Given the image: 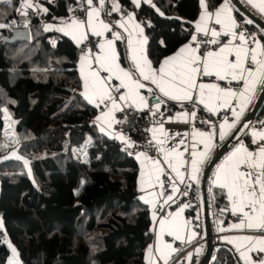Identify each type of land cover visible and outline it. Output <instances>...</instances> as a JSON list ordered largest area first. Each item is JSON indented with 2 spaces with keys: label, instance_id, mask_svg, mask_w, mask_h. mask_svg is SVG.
I'll return each instance as SVG.
<instances>
[{
  "label": "trees",
  "instance_id": "16d2710c",
  "mask_svg": "<svg viewBox=\"0 0 264 264\" xmlns=\"http://www.w3.org/2000/svg\"><path fill=\"white\" fill-rule=\"evenodd\" d=\"M74 1L32 0L38 7L22 9L23 0H0V24L7 25L0 28V110L8 108L18 121L19 151L34 175L20 159L0 161V264L10 256L6 239L23 264H148L152 219L139 197V162L95 123L98 109L82 95L79 45L64 32L45 30L46 23L67 19ZM115 2L146 19L154 66L190 40L202 11L199 0H153L155 7L143 1L139 8L131 0ZM207 2L215 9L223 0ZM235 14L249 33L261 35L262 28L244 23L237 7ZM16 28H29L31 41L4 42ZM118 48L126 66L124 44ZM4 128L0 111V145L7 146ZM243 136L249 142L248 133ZM7 151L0 147V157ZM212 176L206 190L216 234L218 220L228 218L221 213L228 199ZM215 242L210 264H244L232 246Z\"/></svg>",
  "mask_w": 264,
  "mask_h": 264
},
{
  "label": "snow or ice",
  "instance_id": "6c2138e0",
  "mask_svg": "<svg viewBox=\"0 0 264 264\" xmlns=\"http://www.w3.org/2000/svg\"><path fill=\"white\" fill-rule=\"evenodd\" d=\"M10 2V0H8ZM105 0H99L101 7ZM131 2L139 8L141 0H131ZM145 3L155 7L152 0H144ZM202 8L205 9L201 13L200 19L196 21V31L204 32L207 34L208 28L205 23L206 16L211 14L207 13V5L205 0H199ZM89 9L87 11V25L92 29L93 33L97 36L103 34V31L110 30L109 25L104 24L103 21H99V30H97V24L94 22L100 15L98 8L92 7L93 0H87ZM264 12V3L255 5ZM38 5L33 4L32 0H23L21 5L22 9L36 8ZM47 12V9H42ZM113 11H119L118 2H113ZM159 11V9H156ZM232 5L230 0H223L219 5V8L215 12L216 24L222 25L227 31L224 35L231 34L233 40H239V46L229 47V45H223L219 48L218 52L208 51L206 55L201 58L197 55L199 50L200 41L196 35H191L189 44L180 48L179 51L171 56L167 57L160 64V68L153 70L151 68V62L147 60L146 54L141 50L140 54L137 55L135 52L132 55L134 67L138 71L139 75L146 81H151L155 84L164 96H168L173 100H192V92L198 89L199 91V103L204 104L209 111L216 112L217 105L220 108H231L232 98L238 100L237 107L231 108L232 116L235 120L231 123L228 122V118L225 117L224 123L219 126V139L223 141L227 135L231 134V130L235 128L236 124L239 123L241 117L245 111L246 105L243 103L245 97H248L250 103V97L255 93V86L257 84H264V44L261 43V38L264 37V29H261V35L257 33L247 34L244 31L237 32L235 29L239 28L235 18L232 17ZM22 14H26L22 12ZM163 14V13H161ZM134 14L129 13L125 22H117L121 28L128 31L126 27L127 22L134 21ZM247 24H252V20L245 21ZM65 26L57 28V31L65 32L68 35H72V38L79 44L84 39H87L85 32L83 31L85 22L78 21L73 18L70 23L64 22ZM7 25L0 24V28H4ZM134 30L140 29L139 24L133 25ZM52 25H47L45 30H51ZM142 31V29H140ZM211 41L206 43L219 44L220 41L215 39L221 35L216 30L211 31ZM131 36V32L129 33ZM120 38V34L113 33V40L105 41L99 44V48L102 55L93 57L91 50L84 53L81 57L82 61H87L90 58L95 60L101 68H104L109 73L107 78H102L98 71L92 69V65L89 63V72L84 75V91L82 95L90 104H94L97 107L100 104H105L107 101L111 102V107L107 112H102L97 117V121L106 122L111 125L115 121L114 112L122 110L120 105L117 103V99L112 96V89L107 85V80L111 78V75H116V78L120 80V87L114 89L119 92L121 88H126L127 92L124 95L118 97L121 102L131 101L133 104L139 103L143 107H148V103L143 96L139 94V89L144 88L145 85L140 83L139 80H133L132 74L128 71L119 67L117 63L118 54L113 48V42ZM255 45L251 47L249 42ZM231 43V41L229 42ZM192 44H196V47H192ZM129 47L132 46V40H128ZM234 53L235 60H229L228 56ZM147 67L148 71H145ZM215 74L220 80L229 79L230 83L235 82L237 85H242L241 88L233 89L231 86L221 88L218 85H208L204 83H197L196 77L198 75L210 76ZM214 89L215 96L213 97L210 93L208 94L207 100L205 99L206 90ZM159 99V98H158ZM154 109L152 114L155 116L160 108V104L157 103L152 106ZM7 114V109H2ZM195 112L191 113V117L195 118ZM9 118L10 117H7ZM184 118H188V114H184ZM171 119V118H170ZM248 124L245 123L243 128H247ZM104 127H101V131H104ZM163 133V126L159 129ZM146 131L153 132V139L156 140L157 146L165 157V161L170 169L175 173L173 178H170L171 194L167 195L165 203L174 200V197L179 194L187 196L188 192H181L177 186V181L181 184L185 183V175L181 172V168L184 167L185 161L183 159V152L178 151L175 147L171 149H164L163 144L165 141L157 139L155 136L156 129H147ZM7 135V133H5ZM186 135V134H185ZM200 136V143L204 145V151H198L197 145L193 143L191 145V173L188 176V180L198 181L199 173L201 171V165L206 160H209V152L213 147V132H193V136ZM167 139V135L165 134ZM121 139H124L121 136ZM184 140L179 141L180 144H184ZM129 146H132V142L128 141ZM251 145L255 146L253 150H250L249 146L245 145L242 141H237V145L233 146V150L230 151L226 156L223 157L221 163L216 165V171L214 173V179L212 184L218 186L221 190H227L226 196L230 204V211L232 215L239 216L238 222L229 225L228 229L223 227L219 228V231H228L232 229L236 230H255L264 231V130L257 131L255 129L251 132ZM0 147H7L6 145H0ZM185 151H188L185 148ZM144 156L147 159L146 153H138L137 157ZM23 159L12 153L7 159ZM219 158V157H218ZM27 164V161H24ZM154 173H149L148 186L155 187L159 185L163 188V181L160 179V173H163V168L160 167L159 161H152ZM187 187H191V184H187ZM144 189L142 188V191ZM150 196H156V193H149ZM160 196L164 193L160 192ZM144 199V197H141ZM146 203H153V201L146 200ZM190 207L189 204H184L174 213L170 214L171 219L162 218L159 220L161 235L167 231L169 235H174L177 240H184V236L181 235L182 229H189L190 221H182L180 219L184 208ZM229 208L221 209V211H227ZM153 217L155 218V209L153 211ZM199 219V214L196 217ZM223 222H221L222 224ZM2 227V222H0ZM198 233L191 231L188 236V241L191 242ZM229 243L235 245L237 252L239 253L240 259L244 261V264H264V256L260 254L264 253V237L243 235L239 237H224ZM239 241V242H238ZM166 249H171V252L166 253ZM177 249L173 248L171 244H164L163 247L157 246L156 253L158 257H153L149 264H157L158 259L163 260L164 264H168L171 253L176 252ZM199 252V249H196ZM255 252L257 259L253 260L249 253ZM149 256L152 257V246L148 249ZM15 255V249H13ZM187 259L191 260V254L188 255ZM9 264H13V261H9ZM15 264H19L18 261Z\"/></svg>",
  "mask_w": 264,
  "mask_h": 264
},
{
  "label": "crops",
  "instance_id": "0c3cea01",
  "mask_svg": "<svg viewBox=\"0 0 264 264\" xmlns=\"http://www.w3.org/2000/svg\"><path fill=\"white\" fill-rule=\"evenodd\" d=\"M105 1H109V0H105ZM143 1L144 0H141V3ZM230 2H231V5H232V8H233L231 15H232L233 18H235L237 24L239 25V22H238V20L236 18V14H235V7H237V6L233 3L232 0H230ZM240 2L247 8V10L251 11L257 17H259L261 20L264 21V12H261L260 9L255 6V5L264 3V0H240ZM152 3H153V0H152ZM205 3L207 5V13L211 14L210 16H206V20H205V23H206L207 28H208V32L207 33H209L211 35V31L214 29L217 32L221 33V35L219 37L223 36V37H225L227 39V43L225 45H229L230 48L234 47V46H239L240 42H239L238 39L237 40H233L231 34L224 35V33L227 31V29H225L222 25L217 24L218 27H214L213 26L214 24H216V22H215V12H216V10L219 7L215 8V9H212V8H210L208 6L207 0H205ZM108 5H109V3H107L105 6H102V7L98 6V5L94 6L95 8H98L100 10V15H99L98 19L96 21H94L97 24V30H99V21H103L104 24L109 25V29H110V30H107V31H103V34L100 35V36L95 35L93 33L92 29L88 27V25H87L88 17L86 19H84V18H75V19H77L78 21L85 22V26H84L83 31L85 32L87 38L90 37V36L91 37H95V38H100V40H102V43H104L105 41L113 40V33H117L118 32L120 34V38L113 42V48H114L115 52L118 54L117 63L119 64L120 68H122L125 71H128V72H130L132 74L133 80H139L140 83L145 85L144 88L139 89V94L141 96H143L145 98V100L148 98V96L152 92H157L164 99H166V100H168V101H170L172 103H175V104H177V105H179L181 107L175 112L174 116L171 117V119L168 120L169 123L167 125L166 124L165 125L164 124H160V125H157V126L153 127L152 129H156L155 136L157 137V139L165 141V143L163 144V148L164 149L167 150V149H171V148L175 147L178 151L183 152V159H184V161L186 163H185L184 167L181 168L180 170L185 175V183L191 184V185L195 186L196 188H198V190H199L198 192L200 194H202V196H203V188L202 187H203L204 175H205L206 169H207L208 165L212 162V160L215 158L216 153H217V151H218V149H219V147L221 145H223L231 136H233L237 132V134L234 137L235 142L229 146V148L223 154V156L217 162V164L221 163L222 160H223V157L226 156L230 151L233 150V146L237 145V141L238 140L242 141L245 145L249 146L250 150L254 149L255 146L251 145V132H252V130H250L249 123H247L248 124L247 128H243V125L245 124V120H246L247 115L249 114V112L254 108L255 104L257 103V100H258V98H259V96H260V94H261V92H262V90L264 88V84H257L255 86V93L253 95H251V97H250L251 102L250 103L248 102L249 98L245 97V99L243 101V103L246 105L245 111H244L239 123H237L235 128H233L231 130V134L230 135H227L223 141H221L219 139V126H220L221 123H224L225 119H223L217 125L216 129L214 131H212L214 133L213 141H212L213 147H212V149L209 152V160H206L204 162V164L201 165V171L198 174L199 175L198 181L188 180V176L191 173V156H190L191 145L193 143H195L197 145V150L198 151H204V145L202 143H200V139H201L200 136L199 135L193 136V132L210 133L208 131L200 130L199 128H197L193 124L194 119L196 118V115H195V118L191 117V113H193V111L189 110L188 106L191 105V104H194V106H196L197 108L199 107L204 112H206V114H207L206 117H208L209 119H212L219 112H221L223 110L236 108V110L239 111L240 109H239V107H237L238 100L236 98H232L233 102H232L231 108H220L217 105V111L216 112H211V111L208 110V108L204 104L199 103V99H198L199 91H198V89L196 91L192 92V96H193L192 100H173V99H171L168 96H164V94L160 92L159 88L155 84L151 83V81L144 80L143 77L139 75L138 71L134 67V62L132 60V55H133L134 52H135V54L139 55L141 50H143L144 54H146L147 60L151 62V68L153 70H157L158 71V69L160 68V64L163 62V60L165 58H167V57H171V56L175 55L179 51L180 48H182L186 44L190 43L191 38H190L189 41H187L185 44H183L176 52L164 57L157 66H154L152 64V61H151V59H150V57L148 55V52H147L148 37L146 35V19H143V18L138 19L134 11L127 10V12H125V13H121L119 11H114L115 16L113 17L112 20H110L109 17L106 15L107 9L110 8ZM111 5H113V2H111ZM111 9H112V6H111ZM204 11H205V9L202 8L201 13L204 12ZM129 13L134 14L135 19H134V21L126 23V27L128 28V31H125L124 28H121L117 22L118 21L119 22H125L127 20V16H128ZM201 13H200V15H201ZM200 15H199V17H198V19L196 21H198L200 19ZM71 20L70 21L66 20L65 22L70 23ZM247 20H250V19L246 15H244L243 22L245 23V21H247ZM196 21L193 23L192 35H196L198 33L196 31ZM134 24H139L140 25V29H142V31L140 29H135L134 30V28H133ZM63 26H65L64 23H61V24L59 23L58 25H56V29L60 28V27H63ZM237 29H235V31H237ZM130 32H131V36H129ZM68 36L72 38V35H68ZM129 39L132 40V46L131 47H129V45H128V40ZM73 40L76 42L75 39H73ZM85 40L86 39H84L82 42H84ZM230 41H231V43H229ZM118 42H121V43L124 44V47H125V50H126V54H127V57H128L127 58L128 59V64L126 66L123 64V62L121 60L120 51H119V48H118ZM261 43H262V41H261ZM77 45H80V43L79 44L77 43ZM249 45L251 47L255 46V45L251 44V41L249 42ZM192 47L195 48L196 44H192ZM200 53L201 52H200V49H199L197 55H199L201 58H203L204 56L202 57ZM83 54L84 53H81L80 62H79V70H80V75H81V78H82V93L84 91V75L89 72V67H88L89 63L92 65V69L98 71L102 78H107L109 76V73L106 72L104 70V68H101L99 66V64L95 60L90 58L87 61H82L81 57L83 56ZM91 54H92L93 57H95V56H98V55H102L103 53L101 52L100 48H98L96 52H92L91 51ZM228 59L234 61L235 60L234 53L232 55H229ZM145 71H148L147 67H145ZM103 72H106V75H103ZM196 79H197V83H204V84H208V85L215 84V85H218V86H219L218 81H220V79H218L215 74L210 75V76L198 75L196 77ZM114 83L117 84V87H120V80L117 79L116 75L113 74V75H111V78L107 80V85L109 86L110 89H112V96L117 99V103L120 105L121 109L123 107L127 106V105H131V106H133V107H135L137 109H140V110H144L146 108V107H143V105L139 104V103L133 104L131 101H128V102L119 101L118 97L120 95H124L127 92V89L126 88H121V90L119 92H117V94H116V92L114 90L115 88L113 87ZM241 87H242V85H241ZM209 93L213 97L216 94L214 89L206 90V95H205V99L206 100L208 98V94ZM99 107H102V109H100ZM110 107H111V102L110 101H109V104L106 105V106H104V104H100L97 107L98 113H97V116H96L94 121L100 128L104 127V129H105L104 132H106L109 136L113 137L114 139H116L119 142L124 141V140H126V137L123 134H121L120 132H117L114 129L115 122L111 123V125L109 126V124L106 123V122L97 121V117L100 116L102 114V112H107ZM262 109L264 110V103H263ZM117 112L118 111L114 112V117L115 118H116ZM185 113L188 114V118L187 119L184 118V114ZM262 116H264V111H263ZM227 118H228V122L229 123H231V122H233L235 120V117H227ZM161 125L163 126V133L159 130ZM262 130H264V127H263ZM244 132L248 133L249 142H248L247 139L244 138V136H243ZM165 134L167 135V139L165 137ZM153 135L154 134L152 132V138H153ZM121 136H123L124 139H121ZM181 139H183L185 141L184 144H180L179 143V141ZM153 140H154V143L157 146L156 140L155 139H153ZM157 148H158L159 155L156 156V157H151V159H147L144 156H141V157L138 158L137 154L134 155L137 158L138 162H139V175H138L139 197L140 198L144 197V199H142L144 202L146 200L153 201V203H146L145 202L150 207L151 219H152V233H153L152 242L150 244L152 246V257L149 256L148 250H147V253H146V261H147L148 264H149V261L153 257H158V254L156 253V247L157 246L163 247L164 244H171L172 247L174 248L175 242L188 241V239H187L188 236L190 235L191 231H194V229L192 228L191 225H189V229H182L181 230V235L184 236V240H177L174 235H169L167 231H165L161 235L160 226H159V220L162 219V218L171 219V215L170 214H174L178 209L174 210L173 212H171L170 214H168L166 216L160 215L156 211V209L158 207H160L162 205H165V204H168V203L171 202L170 201L168 203H165V200H166L167 196H165V194L163 196L159 195L160 192L164 193L163 188H161L159 185H156L155 187H149L148 186L149 173L150 172H152V173L155 172V170L153 168L152 161H154V160L159 161L160 162V167L163 168V173L159 174L161 181H163V176H164V172H165V166H168L166 161H165L164 155L162 154V152L160 151L158 146H157ZM185 148H187L188 151H185ZM147 157H149V156H147ZM216 165L212 169V171H213L212 180L214 179V173L216 171ZM171 172H172V176L174 177L175 173L172 171V169H171ZM180 185H181V183H179L177 181V186L179 187ZM142 188L144 189L143 191H142ZM224 191L226 192L227 190L225 189ZM149 193H156L157 195L156 196H150ZM225 208H229V210L223 211V212L221 211V213L224 216H228V218L225 219V217H222L221 219L218 220V222L216 224L217 225L216 226V238L219 240V243L228 244V245L232 246L236 250L235 245L232 244V243H229L227 240L224 239V237L232 238V237H239V236H243V235L264 237V234L263 235H255V234H253V232H259V231L249 230V229H244V230L232 229V230H228V231H219L220 227L228 229L229 225H231L232 223L238 222V220L240 218L238 215L237 216L232 215V213L230 211L229 201H228V206L225 207ZM225 208H223V209H225ZM154 209H155V218L153 217ZM180 219L182 221H189L188 218H187L185 209H184L183 213L181 214ZM221 222H223V223L221 224ZM206 245H207V243H206ZM165 252L169 253V252H171V249H166ZM236 252H237V250H236ZM253 253L254 252L249 253V255L251 256L252 259H253V257H252ZM237 255L239 256L238 252H237ZM158 263H159V259L157 261V264ZM243 263H244V261H243Z\"/></svg>",
  "mask_w": 264,
  "mask_h": 264
},
{
  "label": "built area",
  "instance_id": "2783aa9c",
  "mask_svg": "<svg viewBox=\"0 0 264 264\" xmlns=\"http://www.w3.org/2000/svg\"><path fill=\"white\" fill-rule=\"evenodd\" d=\"M39 2H55L56 0H37ZM109 1H105L103 6H105ZM101 6L99 0H93L94 6ZM119 12L125 13L127 9L125 6L120 5ZM90 10L87 5V0H75L71 7L69 14L67 16L68 21L73 18H87V11ZM114 11L109 8L106 11V15L108 17H112ZM214 27H218L217 24L213 25ZM244 31L247 34H250L247 27L243 23H239V28L237 32ZM198 41H200L199 49L201 56H205L208 51L217 52L219 48L227 43V39L223 36L217 37L220 41L219 44L206 43V41H211L214 39L212 35L209 33L205 34L204 32H199L196 34ZM102 43L100 38L88 37L84 42L80 43L79 47L81 53H86L89 50L92 52H96L99 48V44ZM103 75H106V72H103ZM218 84L221 88H226L231 86L233 89L241 88V85H237L234 81L230 83L229 79L220 80ZM113 87L116 89L117 84L114 83ZM116 92V91H115ZM117 94V92H116ZM159 98V99H158ZM148 103V107L144 110L137 109L131 105H127L117 112L114 125V129L117 132H120L126 137V140L119 142L122 149L127 150L130 154L136 155L138 153H146L149 157H156L159 155L158 148L154 143L152 138V132L146 131L147 129H152L153 127L160 124H168V120L174 116L175 112L181 108L179 105L172 103L166 99H164L157 92H152L148 98L146 99ZM159 103L160 108L157 111V114L154 116L152 114L153 108L152 106ZM107 101L104 106L108 105ZM102 109V107H99ZM188 109L195 112L196 118L194 119L193 124L203 131L212 132L216 129L217 125L225 119V117H233L231 109L223 110L219 112L214 118L209 119L205 114H201L199 109L191 104L188 106ZM250 130L260 131L264 127V116L257 115L254 120L249 124ZM128 141L132 142V146L130 147ZM170 178H173L171 169L168 166H165V172L163 176V191L165 196L171 194L170 187ZM187 183L181 184L179 186L180 191H187L188 195H177L173 201L168 204L162 205L156 209V211L163 216H166L173 212L174 210L179 209V207L184 204H189L190 207H186L185 212L188 220L191 222V226L198 235L191 241H181L175 242L174 248L177 249L176 252L172 253L168 264H199L201 260V246L207 243V231H206V220L204 214V202L203 196L197 190V188L193 185L191 187L186 186ZM199 214V219H197V215ZM255 235H263L264 231L253 232ZM196 249L200 251L197 252ZM191 254V260L187 259L188 255ZM264 256V253L260 254ZM253 260H256L257 254L254 252ZM158 264H164L163 260H159Z\"/></svg>",
  "mask_w": 264,
  "mask_h": 264
},
{
  "label": "water",
  "instance_id": "95a60500",
  "mask_svg": "<svg viewBox=\"0 0 264 264\" xmlns=\"http://www.w3.org/2000/svg\"><path fill=\"white\" fill-rule=\"evenodd\" d=\"M233 3L237 6V8L246 15L253 23L257 24L261 28L264 29V21L257 17L254 13L247 10V8L240 2V0H232ZM4 42H16L20 40L24 41H31V35L29 28H16L13 30L10 36L3 37ZM264 103V88L255 104L254 108L249 112L246 117L245 123H251L254 118L259 114L260 109L262 108ZM237 134V132H236ZM231 136L223 145H221L216 153L215 158L212 162L208 165L205 175H204V182H203V202H204V214L206 220V231H207V247L204 256L200 260L199 264H210V261L213 257L214 249L218 243L215 242L216 234H214L212 221H211V214H210V205L208 201V195L206 190V183L208 176L210 175L213 167L217 164V162L221 159L223 154L227 151L229 146L235 142L234 137L235 135ZM219 157V158H218Z\"/></svg>",
  "mask_w": 264,
  "mask_h": 264
},
{
  "label": "rangeland",
  "instance_id": "374dc122",
  "mask_svg": "<svg viewBox=\"0 0 264 264\" xmlns=\"http://www.w3.org/2000/svg\"><path fill=\"white\" fill-rule=\"evenodd\" d=\"M65 21L66 20L61 21V23H64ZM47 25H52V29H56V24L55 23L54 24L52 22L51 23H46L45 27ZM6 109H7V114H5L3 112V115H4V121H5L4 132L7 133V135L6 134L5 135H6L8 151L3 156L0 157V161L7 160V157H9L12 153H15L17 156L23 158V159H20V160L23 161V163H24L25 160L27 161V164L24 163V165L26 167L28 175L30 177L34 178L33 170H32L31 164H30V159L28 158V156L22 154L19 151V143H18V140H17V132H16L18 121L13 117V115L10 112V110L8 108H6ZM6 116L10 117V119L6 118ZM11 159H15V158H11ZM0 222H2V227L1 228H3L4 227V223H3V219H2L1 214H0ZM5 242L8 244V247H9V250H10V256L8 258L7 264H9V261H13V264H15L16 261H18L19 264H23V262L21 260V257H20L19 250L16 247V245H14L9 239H6ZM205 247H206V244H203L201 246L202 251L204 250ZM13 249H15V253H16L15 255L13 254ZM238 264H240V261L238 262Z\"/></svg>",
  "mask_w": 264,
  "mask_h": 264
}]
</instances>
